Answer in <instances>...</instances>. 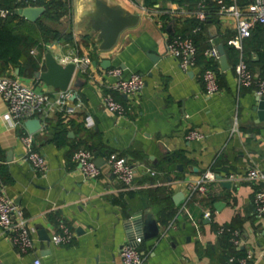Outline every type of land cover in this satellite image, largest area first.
Wrapping results in <instances>:
<instances>
[{
    "label": "crops",
    "instance_id": "obj_1",
    "mask_svg": "<svg viewBox=\"0 0 264 264\" xmlns=\"http://www.w3.org/2000/svg\"><path fill=\"white\" fill-rule=\"evenodd\" d=\"M65 2L64 14L55 22L45 20L44 24L61 37L69 36L78 53L88 55L90 65L86 75L76 71L72 75L71 83L77 78L82 84L79 88L69 86L74 94L71 100L79 106L69 117L71 123L66 125L64 137L56 143L50 126H40L32 133L36 150L46 160L44 175L34 173L22 160L23 148L18 140L22 129L14 126L0 99L3 191L22 210L33 230L32 248L24 254L17 253L0 231V264H33L35 259L39 264H121L119 247L136 236L141 237L137 247L144 254L143 264H225L227 249L214 234L221 225L239 230L242 243L238 249L250 252L249 264H264V219L252 216L250 203L258 185L216 181L207 185L204 194H194L186 200V185L206 169L243 174L255 167L264 174V130L252 122L255 113L251 108L256 96L250 89L236 88L232 57L228 60L225 55L227 70L218 67V92L205 95L200 81L201 63L195 59L196 66L182 71L176 60L164 52L165 40L179 34L191 18L161 20L152 9L143 6V0ZM100 3L131 19L105 51L99 50L100 39L92 28ZM156 5L161 9L178 6L168 2ZM194 5L183 3L182 7L188 10ZM213 6L216 10L200 31L197 49L205 47L208 39L222 44L234 33L233 18L219 12L217 4ZM155 19L161 21V26ZM34 22L24 20L21 24L35 27ZM167 26L170 33L165 30ZM34 36L41 41L38 31ZM242 48L250 71L263 75L262 59L246 40L242 41L241 51ZM30 50L35 53L33 48ZM49 52L56 59L64 55L60 45ZM41 64L42 61L39 71L44 70ZM112 67H119L122 76L136 72L144 81L138 94L121 98L128 110L118 117L105 111L101 104V94L111 81L103 72ZM0 76L14 77L37 91L53 89L33 74L10 65L0 64ZM85 115L92 119L88 129L82 126ZM54 119L49 118V125ZM188 130L197 131L201 137L185 140ZM80 145L93 154L99 168L95 180H83L78 167L70 161L71 152ZM109 152L122 155L136 167L132 189H123L109 172L104 161ZM148 169L155 174L150 175ZM174 195H178L177 204L173 202ZM205 210L210 211L208 219L201 217ZM136 212L141 220L154 219L156 237L144 239L133 224L126 227ZM58 220L73 232L67 245L48 243ZM40 232L47 240L40 238Z\"/></svg>",
    "mask_w": 264,
    "mask_h": 264
},
{
    "label": "built area",
    "instance_id": "obj_2",
    "mask_svg": "<svg viewBox=\"0 0 264 264\" xmlns=\"http://www.w3.org/2000/svg\"><path fill=\"white\" fill-rule=\"evenodd\" d=\"M130 1V0H128ZM216 0L219 12L230 15L234 20V33L226 41V44L237 51L236 60L232 66L236 88L250 89L256 98L264 96V74L254 75L241 53V44L244 39L250 36V31L255 25H264V0ZM27 5L25 7H29ZM203 2L197 1L192 9H185L182 5L174 8L160 9L154 5L152 11L154 16L159 14L167 15V19L192 18L198 23L205 19L202 9ZM23 8V7H22ZM10 11L0 8V19L10 15ZM153 17V16H152ZM156 20V19H155ZM157 25L161 26V21L156 20ZM196 26L192 32L198 31ZM60 45L64 55L61 59L52 55L54 59L61 63H72L74 72L79 75H86L90 65L87 54L81 55L72 41H53L44 46V51H50L53 46ZM216 44L207 40L201 55L205 65L201 64L200 81L205 95L217 93L219 90L217 82L218 55L215 49ZM164 52L169 57L176 60L178 67L182 71H187L196 66V47L190 36L180 34L172 35L164 42ZM34 54L33 50L29 51ZM42 61V57H41ZM103 76L111 78L105 85V90L101 94V104L105 111L115 117L122 116L128 110L126 104L121 100L122 97H133L138 94L144 81L142 76L136 72H130L122 76L119 67H112L104 70ZM71 93L52 89L51 91H37L32 86L21 84L16 78L11 76H0V99L6 107L7 114L11 117L14 126L21 127L22 131L18 134V140L23 148L22 160L28 163L34 173L44 175L46 171V160L34 146L31 133L24 128L23 122L28 119H37L39 127H46L50 117L58 116L63 123H67L69 117L75 112L79 103L74 104L71 100ZM82 126L88 129L92 126V119L89 115L83 117ZM235 119L231 130L234 131ZM201 135L195 130H188L184 134L185 140L200 138ZM70 161L78 167L83 180H95L99 175V168L96 166L91 150L84 146H77L70 154ZM109 172L118 181L123 189H132L136 167L126 161V159L116 153L109 152L104 159ZM150 175L155 172L148 169ZM216 181H228L236 184L239 181L252 182L258 185L251 194L250 203L252 216L255 219H264V174L255 167L248 168L243 174L239 173H217L212 169L204 170L199 177L186 185V200L194 194H204L208 184ZM185 210V207H181ZM201 217L208 219L210 211L202 212ZM0 231L8 239L11 246L19 254L27 253L32 248L33 230L27 224V219L22 210L14 205L6 197L3 191V184L0 179ZM215 236L225 235L227 242L234 250H237L242 243L239 230L227 225L218 226L214 232ZM73 238V232L63 221H57L54 231L48 238L51 245H67ZM141 237L136 236L131 241L122 244L118 249V257L121 264H143L144 254L138 249ZM251 260L250 252H245L243 256L234 258L228 257L227 262L235 261L237 264H249ZM33 264H39L35 259Z\"/></svg>",
    "mask_w": 264,
    "mask_h": 264
},
{
    "label": "trees",
    "instance_id": "obj_3",
    "mask_svg": "<svg viewBox=\"0 0 264 264\" xmlns=\"http://www.w3.org/2000/svg\"><path fill=\"white\" fill-rule=\"evenodd\" d=\"M197 1L200 0H143V6L153 9L154 5L158 4L159 2H168L182 5L183 3H196ZM201 1L203 2L202 9L205 14L204 21L198 23L195 19H188L185 21L187 26L179 33L182 36H190L194 42V45H196L197 39L199 38L200 31L202 30L205 21L210 18L212 12L216 10V7H214L215 5L213 6V4H217L216 0ZM27 5L40 6L43 8L42 14L34 22L36 28L33 25L22 26L21 23L24 22V19L20 18L14 13L16 9L25 7ZM0 8L8 9L11 12L10 15L0 19V64L4 67L10 65L13 67H18L20 72L24 71L29 74H33L34 71H37L41 62V57L45 50L43 45L59 40L70 41L69 36L66 35L61 37L58 31L40 22L42 18L55 22L57 18L64 14L66 10L65 0H0ZM158 17L161 20L167 19V15L165 14H159ZM196 26L199 27L198 31L192 32V29ZM36 31L40 33L41 41H38L35 38L34 35ZM258 36H263L262 40H258ZM244 40H246L251 45L252 50L256 52L257 56L262 59V62H264V25H255L250 31V36ZM222 46L227 59L229 60V57H232L230 65L233 66L236 60L237 51L231 46L227 45L226 41L222 42ZM31 48L35 50L33 55L29 53ZM204 48L205 47L202 49H197L196 47V60L203 65L206 64V62L203 61V57L201 55V52ZM241 53L244 57L245 52L243 48ZM245 61L247 65H249V61L246 58ZM54 118L55 119L52 125H49V121H47L46 127L50 126L49 128L52 132V137L57 143L60 137H64L65 127L67 124H70L71 121L63 123L61 118L58 116H54ZM169 160H173V157L169 158ZM212 201L213 199H210V202ZM113 202H117V199L113 200ZM218 238L222 240L223 245L227 249V252L224 256V263L237 264L235 261L227 262L228 257H241L244 255V252L239 249L234 250L227 242L225 235L218 236Z\"/></svg>",
    "mask_w": 264,
    "mask_h": 264
},
{
    "label": "water",
    "instance_id": "obj_4",
    "mask_svg": "<svg viewBox=\"0 0 264 264\" xmlns=\"http://www.w3.org/2000/svg\"><path fill=\"white\" fill-rule=\"evenodd\" d=\"M43 12V8L40 6H29L18 8L14 13L20 18L34 22ZM131 21L126 17H122L118 14L117 10L106 7L105 5L97 4V13L94 17L92 28L97 31V36L100 39L99 50L105 51L110 49L114 44L119 32ZM166 32L170 33V27H166ZM218 55V67L221 71L228 69L226 63V57L222 44L215 46ZM152 59V57L150 56ZM153 61V60H152ZM42 64L44 67L43 71H34L33 77L44 85L53 89L65 92L69 89L70 84L74 88H79L82 82L75 78L71 83L72 75L74 73V65L72 63L61 64L57 62L49 51H45L42 56ZM106 66V63L104 64ZM101 66H103L101 64ZM104 67V66H103ZM74 98V94L71 95V99ZM255 113L253 124L257 125L258 129L264 130V96L255 98V105L251 108ZM24 128L28 133H34L39 129V122L37 119H28L23 122ZM179 168V165H177ZM178 195L172 196L173 202L177 204ZM139 212L133 213L129 220L126 222V227H130L131 224L134 228L139 231L142 238L151 239L157 235V226L154 219H143L141 220L138 216ZM41 239L47 240V237L42 235Z\"/></svg>",
    "mask_w": 264,
    "mask_h": 264
},
{
    "label": "rangeland",
    "instance_id": "obj_5",
    "mask_svg": "<svg viewBox=\"0 0 264 264\" xmlns=\"http://www.w3.org/2000/svg\"><path fill=\"white\" fill-rule=\"evenodd\" d=\"M40 22L43 24L46 23L45 19H43V18L40 20Z\"/></svg>",
    "mask_w": 264,
    "mask_h": 264
}]
</instances>
